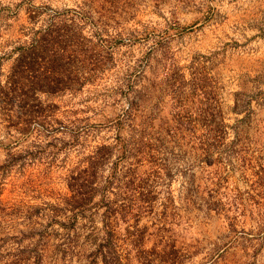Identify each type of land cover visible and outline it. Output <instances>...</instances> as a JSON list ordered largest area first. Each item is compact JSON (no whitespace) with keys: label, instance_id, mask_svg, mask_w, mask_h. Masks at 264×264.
I'll list each match as a JSON object with an SVG mask.
<instances>
[{"label":"rangeland","instance_id":"1","mask_svg":"<svg viewBox=\"0 0 264 264\" xmlns=\"http://www.w3.org/2000/svg\"><path fill=\"white\" fill-rule=\"evenodd\" d=\"M0 264H264V0H0Z\"/></svg>","mask_w":264,"mask_h":264},{"label":"trees","instance_id":"2","mask_svg":"<svg viewBox=\"0 0 264 264\" xmlns=\"http://www.w3.org/2000/svg\"><path fill=\"white\" fill-rule=\"evenodd\" d=\"M35 49H38V48H37V46L34 45L31 51L34 53V52H36ZM19 64L17 65L16 69L13 70V72L10 74V76L12 78H14V77H16V75H18V71L19 70H21L23 72H27V70L29 72H33L34 71V67L33 66H26V64H21V63H19ZM53 73H55L54 70H51L50 69L48 72H46V71H44V72H38L36 76H38L39 79H43V81L45 83H49L48 82V80H49L48 77L52 76Z\"/></svg>","mask_w":264,"mask_h":264}]
</instances>
